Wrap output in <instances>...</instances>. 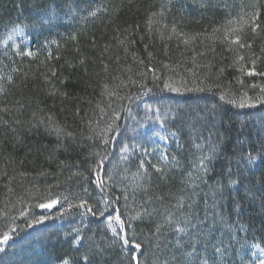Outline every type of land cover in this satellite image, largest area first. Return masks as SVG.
Wrapping results in <instances>:
<instances>
[{
  "label": "trees",
  "instance_id": "16d2710c",
  "mask_svg": "<svg viewBox=\"0 0 264 264\" xmlns=\"http://www.w3.org/2000/svg\"><path fill=\"white\" fill-rule=\"evenodd\" d=\"M253 2L255 0H211L209 6L207 0H0V76L11 74L13 77L12 82L0 81L4 88L0 93V107L10 108L8 113H0V117L8 121L7 126L0 125V232L6 230L3 224L12 219L15 221L12 227L19 225L17 234L3 246L5 250L0 251V264H60L66 255H74L70 245L72 236L66 234L74 227H82L79 214L73 210L71 214L58 217L63 200L51 209L40 210L37 205L47 202L49 193L51 198L63 195L72 202L75 197L83 196L82 177L72 174L83 173L91 180L86 169L93 162L90 154L96 144L88 137L112 122L113 110L119 111L122 117L116 123L122 130L127 127L131 131L113 141L111 150L119 153L125 143H141L138 133L132 132L134 127L125 118L124 109L132 108L128 101L138 106L133 111L138 118L142 108L139 105L144 101L160 109L163 115L168 110L170 116L165 125L169 131L178 126V122H171L175 120L171 113L199 117L193 124L204 127L205 137L209 128L213 131L212 142L220 143L221 156L233 157L234 153L245 149L251 150L254 156L264 152V105L240 108L220 99L222 90H228L230 98H237L238 103L245 92L255 98L260 94L259 85H264V78L260 76H241L237 70L239 65L228 67L235 54L227 51V44L219 38L224 28L240 26L236 21L252 11L248 6ZM101 3L109 11L90 16L89 12ZM258 5L259 20L264 22V0H258ZM162 7L163 15L155 17L161 23L154 25L149 33L147 20L151 13L159 14ZM52 9L55 16L50 19ZM229 20H233L232 25H228ZM25 25L30 39L24 40L23 46L19 36L17 47L13 48L10 41L5 43L8 28L10 31L15 26ZM173 25L177 33H172ZM213 29L219 31L213 33ZM179 33L194 39L185 44ZM117 35L134 39L135 43L121 45L116 41ZM244 36L253 43L250 51L261 56L257 71H264V53L260 52L264 46V31L253 34L245 26ZM27 50L35 55L17 54ZM241 54L247 57L250 52L243 50ZM209 64L211 68L207 67ZM222 67L224 72L217 79ZM53 70L55 75H52ZM153 74L157 79H153ZM237 77L244 81L243 86L237 82ZM165 81L181 91L164 88ZM215 83L221 84L223 89L207 90L208 85ZM142 84L151 91H141ZM252 84L257 87H249ZM197 88L205 90L197 91ZM110 92L120 97L132 95V99H118L109 95ZM17 101L23 108L16 106ZM40 119L45 123H39ZM56 127L62 129V134L57 135ZM181 137L188 140L186 126ZM160 144L163 145L160 141L157 146ZM168 145L182 160L183 171L172 173L167 183L154 176L153 193L158 195L178 194L184 187L182 180L198 155L193 154L188 144L182 152L177 151L175 143L168 142ZM136 163L133 160L132 170ZM256 163L258 167L243 173V184L235 198L241 206L239 223L251 230L249 242L261 243L264 247L262 198L259 192L254 200L245 193V186L253 191L259 188L264 163L259 156ZM225 166L219 159L213 162L216 173ZM215 178L213 174L212 180ZM201 189L203 191L198 189L200 194L193 199L196 210L202 214L203 192L208 189L203 185ZM89 191L93 199L98 196L91 183ZM231 200L230 196L229 213ZM165 203H169L167 197ZM21 211L25 212L24 216L20 215ZM40 216L50 219L31 227L26 225V221ZM86 223L89 234L99 233L103 228L100 223ZM138 224L146 232L152 228L147 221ZM244 259L246 264H251V260L257 258L249 254Z\"/></svg>",
  "mask_w": 264,
  "mask_h": 264
},
{
  "label": "snow or ice",
  "instance_id": "6c2138e0",
  "mask_svg": "<svg viewBox=\"0 0 264 264\" xmlns=\"http://www.w3.org/2000/svg\"><path fill=\"white\" fill-rule=\"evenodd\" d=\"M207 4L211 6V0H207ZM248 7L252 11L239 16L236 21L240 26L224 28L223 34L219 38L227 44V51L235 54L232 64H229L228 67L239 65L237 70L241 76L264 78V71H257V64L261 60V56L250 51L253 43L246 41L244 36L245 26L250 28L253 34H258L260 31H264V22L259 20L258 0ZM116 10L118 11V9ZM108 11L109 8L101 3L90 11L89 15L96 16L98 12L107 13ZM163 12L162 7L159 14L155 12L150 14L147 20L149 33L152 32L154 25L161 23L155 17L162 16ZM53 16H55L54 9L50 10V19ZM227 23L232 25L233 20H229ZM26 27L27 25L13 27L7 35L5 43L11 41L12 47L15 48L17 47L16 38L19 36L21 46H23L24 40L30 39L25 33ZM171 31L177 33L176 25L172 26ZM218 31V29H213V33ZM125 32L128 35L131 34L128 29H125ZM179 35L185 44L194 39V37H185L183 33H179ZM116 41L121 45L135 43L134 39H128L127 36L122 39L119 35H117ZM147 47L148 45H145V49ZM243 50H249L250 54L246 57L241 54ZM105 51H107V46ZM260 52L264 53V46L260 48ZM17 54L34 56L35 52L27 50ZM148 56L151 57L152 53L149 52ZM80 63L83 64L84 61L81 60ZM193 63H195V57H193ZM207 67L211 68V65L209 64ZM12 71L19 72L20 70L13 69ZM152 71L155 72V70ZM223 72L224 68L222 67L218 70L217 79ZM52 75H55L54 70ZM140 75L143 76L144 73ZM5 79L9 82L13 81L11 74H7L6 77L0 76V81ZM47 79L48 77L45 76V80ZM153 79H157L155 74H153ZM235 79L243 86L242 79L239 77ZM131 83L137 82L131 81ZM105 87L107 88V85ZM249 87L256 88L257 85L252 84ZM140 88L141 91H151L143 84L140 85ZM164 88L173 92L181 91L167 81L164 83ZM213 88L223 89V86L219 83L207 86L209 91ZM259 88L260 94L257 97H248L245 92L239 98V103L237 98H230L228 90H222L220 99L240 108L255 107L257 104L264 105V85H259ZM186 90L191 91L192 89ZM195 90L204 91L205 89L197 88ZM2 92H4V88L0 84V93ZM108 94L117 96L118 99H132V95L120 97L115 92ZM16 106L23 108L19 101L16 102ZM146 107L150 108L151 106ZM9 111L10 108L7 106L0 107V113ZM124 112L126 119H136L131 108H125ZM157 112L159 113V110ZM171 115L175 117V120L171 122H178L177 128L171 131L165 125V120L170 116L168 110H165L163 116L154 117L162 125L161 130L156 133L157 138L161 141L175 143L177 151H185V145L188 144L194 155L198 153L195 155L191 170L182 180L184 187L178 194L158 195L153 193L154 176L159 181L167 183L172 173L183 171L182 160L168 147L156 146L150 150L143 144L134 142L132 144L125 143L119 149V153L111 150L112 142L129 130L127 127L122 130L121 125L116 123L122 117L119 111L113 110L112 122L106 124L100 131H94L88 137L96 144V148L90 154V159L93 162L86 169L91 174V180L83 173L74 172L72 174L82 177L83 183L80 184V188L83 196L75 197V202H72L63 195L51 198V193H49L47 202L37 205L39 208L50 209L63 200L64 204L61 205L57 216L62 218L76 210L81 218L82 227H74L70 233L66 234L72 236L70 245L74 255H66L61 259L60 264H246L244 257L249 254L250 257L258 259V264H264V247L261 246V243L249 242L248 233L251 230L239 223L241 206L235 198L243 184V173L258 167L257 156L260 157V162L264 163V152L254 156L251 154V150L245 149L234 153L233 157L221 156L223 149L220 143L212 142L213 131L209 128L207 137H205L204 127H196L193 124L192 121L200 119L199 117L187 114L182 116L179 112L171 113ZM33 117H36L35 112H33ZM50 120L51 117H49ZM15 123H19V121H15ZM39 123L43 124L45 121L40 119ZM0 125L7 126L8 121L0 117ZM185 126L188 129L187 141L182 140L181 137ZM54 130L57 135L62 134V129L59 127ZM132 131H135V128ZM67 135L72 136L73 134L67 133ZM218 159L226 166L216 173L213 162ZM133 160L137 161L135 170L131 168ZM61 163L63 164V162ZM213 174L216 177L214 180H212ZM209 180L212 182L209 183ZM89 183L98 192L95 199L89 191ZM201 185L208 189L207 192H203L205 207L202 214L196 210L197 204L193 199L203 191ZM198 189L200 192L197 191ZM257 192H259L262 198L261 204L264 206V174L261 175L259 188L256 191L245 186V193L249 199L254 200ZM138 194L140 198H138ZM230 196L232 197L231 213L227 211ZM166 197L169 203H165ZM3 215L6 217L7 213ZM20 215L24 216L25 212L21 211ZM233 216L235 219L232 218ZM47 219L50 217L40 216L26 221V225L31 227ZM88 221L100 223L103 228L99 233L89 234L86 223ZM145 221L152 225V228L147 232L140 229L138 224V222ZM13 224H15L14 219L10 223L3 224L6 230L0 232V251H4L3 246L17 234L16 228L19 225L14 228ZM257 259H252L251 264H257Z\"/></svg>",
  "mask_w": 264,
  "mask_h": 264
},
{
  "label": "rangeland",
  "instance_id": "374dc122",
  "mask_svg": "<svg viewBox=\"0 0 264 264\" xmlns=\"http://www.w3.org/2000/svg\"><path fill=\"white\" fill-rule=\"evenodd\" d=\"M48 30V28H46ZM11 31V30H10ZM9 28L6 32V34H8L9 32ZM4 34V36L6 35ZM156 101V100H155ZM145 102V101H144ZM141 102L140 103V107L142 106V110L141 111V117H137V115H135L136 113H134V115L136 116L135 120H130L129 119V125L133 126L135 128L134 132H137L139 135V138H141V144H143L144 146L146 145L148 149H153L155 148L158 143L161 141L157 138L156 133L159 132L161 130V123L158 122L157 120L154 119V117H156L157 115L162 116L163 114L159 111V113L157 112V107H146V106H152V105H146V103ZM134 101H129L127 102V104L129 106H131L132 108V112L135 111L137 109V107L134 105ZM139 115V114H138ZM131 131V130H129ZM130 133V132H129ZM128 133V135H129ZM153 141H155V143H153ZM163 145L160 144L159 147H163V146H168L167 142L165 141H161ZM255 258V257H253Z\"/></svg>",
  "mask_w": 264,
  "mask_h": 264
},
{
  "label": "water",
  "instance_id": "95a60500",
  "mask_svg": "<svg viewBox=\"0 0 264 264\" xmlns=\"http://www.w3.org/2000/svg\"><path fill=\"white\" fill-rule=\"evenodd\" d=\"M43 209H45V208H41L40 210H43ZM51 209V208H50Z\"/></svg>",
  "mask_w": 264,
  "mask_h": 264
},
{
  "label": "bare ground",
  "instance_id": "6f19581e",
  "mask_svg": "<svg viewBox=\"0 0 264 264\" xmlns=\"http://www.w3.org/2000/svg\"><path fill=\"white\" fill-rule=\"evenodd\" d=\"M41 209V208H40Z\"/></svg>",
  "mask_w": 264,
  "mask_h": 264
}]
</instances>
